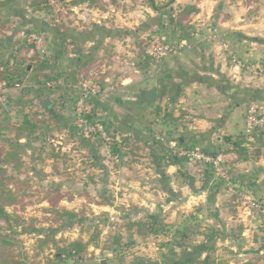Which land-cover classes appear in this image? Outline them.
<instances>
[{
    "label": "crops",
    "instance_id": "obj_1",
    "mask_svg": "<svg viewBox=\"0 0 264 264\" xmlns=\"http://www.w3.org/2000/svg\"><path fill=\"white\" fill-rule=\"evenodd\" d=\"M2 1L0 10L11 16V20L1 21H10L7 27L12 28L4 33L0 30V62L14 58L10 47L23 41L31 31L24 18L32 19L28 15L30 0L26 10H23L24 17L11 11L16 9V6L9 4L14 0ZM156 1L171 2V5L165 11L144 7L147 16L151 15L149 18L162 22L161 27L153 26L155 30L149 29L151 31L145 32L146 35L155 39V43L161 38L169 44V36L181 44L186 43L183 53L172 54L162 63L155 61L151 46L144 44L145 36L142 37V34L137 38L101 37L96 27L112 29L107 23L111 16L109 13L99 14L98 10L86 6V14H79V20L69 28L79 33H92L91 40L80 42L84 54H91L92 57L101 55L114 62L109 67L112 72H103L105 76L99 81L102 93L93 97L87 105L91 118L106 124L118 138L127 139L138 147L146 146L148 138L145 136L151 133L153 139L156 138L149 154L151 162L136 157L142 153L141 150L132 153L121 151V156L112 155L110 145L99 142L95 135L85 136L82 144L77 141L81 121L76 114L73 98L80 94V85L64 80L72 70L74 61L63 53L58 56L52 70H56L57 75L63 74L59 82L64 84L65 81L66 85L56 91L54 107L47 112L55 111L64 118V124L69 123L68 127H62L55 121L58 126L54 127L52 133L61 141L55 146L59 154L67 150V142L72 143L73 151L70 152L74 162L65 166L68 174L61 172L60 164H54L51 175V166L41 155L34 164L26 161L25 156L38 150L24 144L28 184L60 188L73 203L85 192L90 202L96 204L93 206L104 209L112 219L116 218L113 213L119 214L118 219L125 222L139 221L149 215L161 217L166 224L164 235L169 238L166 247L189 251L190 247L211 242V250L204 252L200 259L207 260V264H264V225L260 215L251 211L248 201L253 199L264 203V145L256 142V139H251L254 140L252 142L248 139L246 142L250 150L259 147L261 153L259 156L251 154L248 161H241L232 151L231 143L225 140L226 137L234 140L244 132V114L248 104H236V96L223 91L216 83L194 81L186 84L180 77L183 72H188L190 76L210 77L218 83L223 76L229 85L259 89L258 85L264 84V0ZM189 6L197 11L184 22L188 33H191L190 40H187L185 34L173 26V22L177 14ZM135 10L140 17L141 12ZM95 16H100L101 20L95 19ZM142 19L132 25H139ZM79 24L83 26L78 27ZM52 38L48 34L47 41H54L55 45L56 39ZM71 42V38L63 40L61 47L65 50V43L68 45ZM48 73L51 74L50 71ZM254 84L256 87L252 88ZM178 86L181 88L177 96L169 93L170 89ZM12 87L0 90L8 91ZM154 87L158 89L157 101L149 103L145 94ZM7 93L16 95L15 103L11 102V106L21 103L25 108L21 110L23 118L31 111H42L35 104L36 93L26 98L21 93L17 98L19 92ZM62 95L64 98H61ZM10 101L14 100L11 98ZM69 127L77 129L72 132ZM156 141H166V154L163 153V146L158 147ZM190 149L223 155L225 161L222 169L227 179L212 166L208 165L207 170L198 165L200 162L191 160L186 155ZM170 155L174 159H169ZM79 156L85 162H78ZM131 157L141 161L129 160ZM235 176L238 179L234 180ZM63 178L67 179L64 184ZM51 181L52 185L49 184ZM229 184L240 186V189L230 190ZM101 187L109 195L102 192L103 195L98 197L95 191ZM108 198L110 204H104ZM38 202H44L43 196ZM62 202L65 203V200ZM180 216L183 220L178 222ZM121 233L132 237L135 249L139 241L160 236L141 237L135 229L131 233L126 227H122ZM185 233L189 241L181 240ZM177 241L182 242L178 244ZM107 250L111 248L107 247Z\"/></svg>",
    "mask_w": 264,
    "mask_h": 264
},
{
    "label": "rangeland",
    "instance_id": "obj_2",
    "mask_svg": "<svg viewBox=\"0 0 264 264\" xmlns=\"http://www.w3.org/2000/svg\"><path fill=\"white\" fill-rule=\"evenodd\" d=\"M2 2H4V0ZM72 2L73 0L52 1L49 9H46L45 11L42 12H38L30 8V13L28 15L31 18L37 17L44 22H48L52 24H56L55 22L62 23L64 25V26L62 25L63 26L62 28L66 30L67 28H70L73 25V23L79 20L78 19L79 14H86V9L88 7V6L86 7V4H84V5H79L75 8L72 5ZM27 3L28 0H14L13 3L11 2L9 4H11L12 6L13 5L16 6V9L14 10L11 9V11L19 12L22 10L24 11L26 10L25 7L28 5ZM147 3L148 0H101V2H99V5L93 8L95 10H98L99 14L109 13L111 15L109 16V20L107 21V23H109L110 28L112 29L131 28L134 30L136 29L138 30L141 27V25L145 24L149 20V17H151V15L147 16L146 14L147 12L145 10L146 8H144L146 6L148 7ZM159 4L162 3L159 2ZM135 9L141 12L140 17L137 15ZM165 10L167 9H164V11ZM116 14H118V16L120 17L118 16L116 17ZM95 17H96L95 19L98 18V20H101L100 16H95ZM142 17L144 19H142ZM9 18H11V16H9L5 11L0 10V24L3 23V22L1 23L2 19L11 20ZM139 19L140 20L142 19L141 21L142 23H140L137 26H133L132 25L133 22H138ZM123 20H126V22L123 23L122 22ZM9 22L10 21L4 22L6 23L5 24L6 27ZM82 26L83 24H79L78 27H82ZM27 28L29 30L34 29L33 25L30 24H28ZM10 29L8 28V30ZM85 30L86 29H84V31ZM151 30H155V29L152 28ZM35 36H37V34H33L32 42H35L34 41ZM143 36H145L143 42H145L144 44H147L146 46L148 47L151 46L150 49L152 51V54L154 49L153 45H157L158 43H164V41H162L161 38H158L155 43V39H152L151 37L147 36L146 33L145 34L143 33L142 37ZM44 38L45 37L43 36L42 39L44 40ZM167 40L169 41V46L174 48L175 50L174 52L175 54L173 53V55L184 52L186 45L179 43L176 38L174 39V37L172 38L169 36V39ZM23 42L24 39L18 44H13V46H11L10 49H13L14 52L13 54H15L14 58L9 60L4 59L3 60L4 62L1 61L0 64L3 63V64H8L9 66H14V64L17 62L18 58L20 57L31 60V58L36 56L38 53L40 55L51 54L49 53L48 49L52 51L54 48L52 42L49 43L48 41L45 42L44 40L42 44L35 43L36 44L35 48L27 50L22 48ZM183 46L185 48H183ZM19 49H21V52L18 57L16 54L17 51H19ZM105 50H107V48ZM152 56L156 62L162 63L165 61V58L158 59L154 57V55ZM92 61L93 62L88 67L89 69L86 70L85 75L87 76L88 81H92L95 84H98L100 78L105 76L103 72L106 73L112 72L109 69V67L113 65L111 63L113 61L101 55L92 57ZM55 63L56 62L53 61L52 59L49 60V64H52L53 67L57 64ZM24 68H26V66ZM36 68H38L36 67V65H33V67L31 68L29 67V69L26 71L28 74L25 75V78L22 80L23 81L22 83L19 84L18 82H14L15 85L19 84L21 87H16L15 85H12L14 87H12L11 90H9V88L8 91L0 90V113H1L0 120L11 121L15 126L22 124L24 118L21 110L25 108L21 103L14 104L13 106H11V102L15 103L16 95H12V93H7V92H12V91L14 93L19 92L17 95L18 98L20 94V90L24 86H33V87L37 86L36 79L33 76V74H35L34 71L36 70ZM50 72L51 74L50 73L49 74L52 77L56 76L58 73V72L56 73V70H52ZM7 86H9V84L6 81L0 82V88H7ZM255 87H256L255 84L252 85V88ZM258 87L259 89H264V84H260L258 85ZM7 94H10V96ZM52 97H54V95H52ZM11 98L14 101H10ZM4 99L7 101L5 102ZM24 102L26 103L27 99H25ZM258 104L263 105L264 107V103H258ZM246 109L248 108L246 107ZM43 110L47 111L48 109L45 107ZM245 112H247V110ZM244 116H246V113L244 114ZM40 120L42 119H39V121ZM50 124L51 126L55 125L54 121H52ZM51 126H48L47 123L44 122L42 123V121L38 122L36 129L37 131L35 132L36 135L33 136V138L34 137L37 139L39 138V140H36L37 142L35 140H31L32 137H30L29 139L26 138L20 139L21 142L27 145L29 148L31 146L32 148H37L38 150L37 153L34 152L33 150L31 151V154L25 156L27 157L26 161L34 164L36 160H39L38 156L41 155L45 159L44 161L45 162L47 161L49 166H51L50 167L51 175L53 173L52 168L54 164H60L58 167L60 168V166H62L61 172L65 174L64 173L65 171L66 174H68L69 172L67 171L65 166L74 162V158L71 156L72 153L70 152L73 151V149H71L72 143L67 142L68 143L66 144L67 150L65 151L62 150L60 151V154L57 155V147L55 146L57 145V142L60 140L57 139V137L54 135V133H52V131L49 130L52 134L47 131L48 130L47 128H50ZM95 136L97 137V140L99 142H103V141L105 142V140L101 139V137H99L97 134H95ZM145 138L146 139L148 138L147 139L148 142L145 144L146 145L145 147H137L139 149L136 151L141 150L142 153L136 155V157H139V159L144 158L147 160L144 162L148 163V161L151 162V159L149 160L150 158L149 154L151 153L150 150L154 146L153 142L156 140V138L153 139L151 133H148L147 137L145 136ZM258 138H262L263 139L262 141L264 142L263 134H260L256 138V142L257 141L259 142L260 139ZM14 139H15L14 134H7L5 138L0 137V146H4L5 144L10 143V141ZM83 139H85V136H81V134H78L77 141L81 142L82 144ZM162 142H163L162 146L164 148L163 153L166 154L165 148L167 144L166 141H162ZM34 143L35 145H32ZM133 155L135 156V154ZM131 158L129 160L141 161L139 159L136 160L134 158L132 159ZM78 159H79L78 162L81 163L85 162L84 160H82L81 156H79ZM7 171L9 172L8 174L16 175V173L11 171L10 169H8ZM25 176L26 173L20 175L18 178L24 179ZM233 179L235 180L238 178H236L235 176L233 177ZM14 180H16V182H10L11 185L9 188L18 195L19 201L14 205V207L6 208V212L9 214L8 219H4L3 217H0V264H5V262L6 261L8 262L9 260H11L12 263L14 262V264H138L139 262L142 261L146 263L150 262L152 264L153 263L170 264L171 261L178 260L179 258H181L183 252L185 251L183 249L175 250L173 248L170 249L169 247H166L165 246L167 242L166 240L169 238H167V235H164V232H161L160 235L161 237L159 236L157 237V239L151 238L148 240L139 241V246H137L136 249L133 247H127V244L132 242L131 241L132 237L129 236L128 234L124 235V241H122L121 245H118L117 243H115V238L119 236L118 235L119 233L121 234L122 227H124L126 221V220H122V221L119 220L118 219V217H120L119 214L113 213L114 216H116V218L112 219L108 212L103 211L104 209L102 210L96 208V206H93L96 204L90 202V198L85 194H81L82 196H79L78 200L76 201L74 200L75 201L74 203L69 200H65V203L61 202L60 205L56 207V210L52 211V209L50 208L51 205L48 204L47 202L45 201L38 202V199L41 198V195H37L36 197H34L33 195H29V193L32 194L33 192L41 191V187L43 186L38 187L37 185L36 186L32 185L33 187L30 186L31 188L24 189L21 188L20 184H17V180H19L20 182V179H17V176L16 179ZM62 180H63L62 181L63 184L67 182L66 178H63ZM49 184L52 185V181ZM102 192H105L107 195H109L107 190L102 187L99 190L95 191V194L98 197H100L103 195ZM22 194H24V197L22 196ZM26 194L28 195L26 196ZM243 200L247 202L245 199ZM65 210L71 211L73 214L76 213V217L71 218L68 215L65 216L64 213ZM61 211L63 212L58 214ZM59 215L61 216L59 217ZM182 220L183 219L180 216L178 218V222H181ZM192 226L194 225L192 224ZM194 229L196 231L198 230L196 227H194ZM75 241H82L88 246L84 254L70 259L66 257L64 253H61V250L63 248H66L70 243ZM177 242L179 244L182 241H177ZM192 242L193 240H191L190 243L193 244ZM161 245L164 247H160ZM108 246L111 247V250H107ZM139 249L141 250L140 252L138 251ZM193 251H194V247H190L189 252H193ZM7 257L8 258L13 257L14 259L7 260Z\"/></svg>",
    "mask_w": 264,
    "mask_h": 264
},
{
    "label": "trees",
    "instance_id": "obj_3",
    "mask_svg": "<svg viewBox=\"0 0 264 264\" xmlns=\"http://www.w3.org/2000/svg\"><path fill=\"white\" fill-rule=\"evenodd\" d=\"M52 1H57V0H30L29 7L34 9L35 11L42 12V11H45L46 9H49ZM99 2H101V0H73L72 5L74 7H77L79 5L86 4V6H88L89 8H93V7L98 6ZM147 5L148 7H151L154 11H159V10L164 11V9H169L171 2H164L162 4H159L156 0H148ZM196 11L197 10L195 7H191V6L186 7L177 14L175 22H173L175 23L173 26L181 30V32L185 34V39L187 40H190L189 37L191 33H188V29L185 28L184 22L187 21L190 15H192ZM13 13L14 15H20V16L22 15V17H24L23 10L19 12L14 11ZM24 20L26 24L33 25L34 29L31 30L27 34V36L24 38L22 48L29 50V49L36 47L35 42H32L33 34H37L42 37L44 36L45 42L47 41V38H46L47 35L48 34L52 35L53 36L52 40L56 39L55 45H54V41H52L54 48L52 51L48 49L49 53L51 54L40 55L38 53L36 56L31 58V60L20 57L18 58L14 66H9L7 64L1 63L0 64V82L6 81L9 84V86L15 85L14 82H18L20 84L23 82L22 80L25 78V75L28 74L26 71L29 69V67L31 68L33 67V65H36V67L38 68H36V70L34 71L35 74H33V76L36 79L37 86L35 87L37 88L33 86H24L20 90V93L25 98L36 93V101H37L39 98L45 97V96L50 97L53 100L52 95H54L56 91L63 88V86L66 85V82L67 83L74 82L81 86L84 82L88 81L87 76L85 75V72L87 69H89L88 67L93 62L92 55L84 54L83 49L80 46V42L91 40L93 38L92 33H89V34H86L85 32L79 33L75 30H70L69 28L68 30H65L62 28L64 26L62 23L55 22L56 24H52V23L44 22L40 20L39 18H32V19L24 18ZM2 22L3 21H1V23ZM169 22L171 23V20ZM5 24L6 23L4 22L0 24V30L3 32L8 30ZM161 25H162V22H160L159 19L149 18V20L136 31H133L129 28H123V29H106L104 27H101V28L96 27V28L98 29V31L101 32L100 33L101 37L132 36V37L137 38L140 34H143L149 31V29H151L153 26L161 27ZM61 31H65V33L62 34ZM70 38L73 40V42H71V44H68V45L65 43L67 49L65 48L64 50L61 47L62 41L63 40L68 41V39ZM0 46H1V43H0ZM70 46H73L72 50H69ZM59 47L61 48L55 51V49ZM66 50H68V52ZM20 52H21V49L17 51L16 55L18 57H19ZM63 53L65 54L68 53L73 58L74 63L71 66L72 70H70L68 74H66L67 76L64 79L66 82L64 81V84H60L59 79L62 77L63 74L52 77L47 72L52 71V68H53V65L49 64V60L52 59L53 61L56 62L58 59V56ZM25 66L26 68H24ZM262 72L264 73V69H262ZM180 77L181 79L185 81L186 84L192 83L194 81H199V82L207 81L210 83H216L219 87H221L223 91L231 93L236 96L235 97L236 104L247 103L248 104L247 108L250 105L254 104L262 112H264L263 105L258 104V103H264V89L263 90L247 89V88L242 89L240 87H236L231 84L229 85L227 79L223 76H221V80L218 83L217 81H213L210 77L207 79L206 77H200L196 75L190 76L188 72H183V75H180ZM97 85L100 86L99 82ZM180 88L181 86H178L177 88H172L170 89L169 93H173L174 96H177ZM81 95H82V91L80 89V94L75 95L73 98L74 105H76V102L81 97ZM93 97H96V96H93ZM93 97H90L87 100V105ZM61 98H64V95H62ZM87 105H86V110L84 112V118L89 124L101 123L105 126L112 140L111 146H110L111 153H113L112 155H120L121 151L133 152L137 150L138 146H136L135 143L131 144V142L127 139L118 138V136L114 134L113 130L108 128L106 124L102 123L101 121H95L93 118H91L92 115L88 111ZM53 107H54V104L51 106H47L46 108L49 110H52ZM41 109L42 111L37 110V111L32 112V114L25 116L22 124L18 126H15L11 121L0 120V137L5 138L7 134H14V137H15V139L11 140L10 143L5 144L4 146H0V217H3L4 219L9 218V214L6 212V208L14 207V205L19 201L18 195L12 190H10L9 188L11 185L10 182H16V180L14 179H16V176H17V179H20V182L19 180H17V184H20L21 188H24V189L31 188L30 185L28 184L30 181L26 173V162L24 161V156L26 155V147L21 142L20 139L21 138L29 139L30 137H32L31 140L36 141L37 138L35 137L33 138V136H35V132L37 131L36 130L37 125H38V122L40 121H42V123L43 122L47 123L48 126H51L50 123L54 121L55 125L51 126L50 128H47L48 132L52 131L55 126H58L57 123L62 127L69 126V123L64 124V118L57 112L53 111L52 113H49L43 110L44 108H41ZM39 119H42V120L39 121ZM69 128H70L69 130H72V132L76 131L77 129V127L75 128L69 127ZM79 129H80L79 131L81 132L80 133L81 136H89L86 132L83 131V126L81 124L79 125ZM260 134L264 135V131L256 132L252 136L251 139H256ZM248 139H249V142L254 141V140H251L249 137H247L245 135V132L237 136V138L234 139L235 141L232 140L230 137L225 138V140L228 143H231L232 151L238 155V159L241 161H248L251 154H254L255 156H259L261 153V149L259 147L254 148V150L252 151L250 150L249 148L250 146H248L246 142ZM258 139H260L259 142L264 145V142L262 141L263 139L262 138H258ZM156 142L159 147L162 146V142H159V141H156ZM191 150L192 149H190L189 152H191ZM199 151H201L202 153L208 156H213V157L218 156V153L216 152H210L208 150H199ZM58 154L59 152L57 150V155ZM169 159H174V157L170 155ZM174 162L176 163V161ZM198 165H201L204 168L208 167V165L204 163H200ZM8 169L15 172L16 175L8 174L9 173L7 171ZM24 173H26V176L24 179L18 178L20 175H23ZM42 192H43V195H42ZM36 194L43 196L44 201L51 205L50 208L52 209V211H55L56 207H58L62 201L64 200L71 201V198L70 196H68L67 193H63L60 188H55L53 186L41 187V191L33 192L32 194L29 193V195H33L34 197L37 196ZM81 194H85V192ZM27 195L28 194H26V196ZM22 196L24 197V194H22ZM103 203L107 205L110 204V199L109 198L105 199ZM62 212L63 211L59 212L58 214ZM70 212L71 211L65 210L64 212L65 216L68 215L71 218H75L76 213L73 214L72 212L71 213ZM60 216L61 215H59V217ZM124 227H126V230L130 231L131 233H133V229H135L137 234L140 235L141 237H146V236L148 237L149 235H154V236L161 235V232H165L166 224L164 223V220L161 217L149 215L145 219H142L139 221L125 222ZM118 235L119 236L115 238V243H117L118 245H121L122 241H124V234L119 233ZM184 235L186 236L183 237L181 240L183 239L185 241L188 240L189 238L187 237V234L185 233ZM133 245H134V242L132 241L131 243L127 244V247H133ZM87 246L88 245L83 243L82 241H75V242L70 243L66 248H63L61 250V253H64V255H66V257L70 259L75 258L77 256L84 254ZM211 248H212L211 242L207 244L195 246L193 252L184 251L181 258H179L178 260L171 261L170 264H173V263L207 264V260L201 261L200 259L203 253L206 251H210ZM8 259L13 260L14 258L7 257V260ZM5 264H14V262L12 263L11 260H9L8 262L6 261ZM138 264H152V263L150 262L146 263L142 261V262H139Z\"/></svg>",
    "mask_w": 264,
    "mask_h": 264
},
{
    "label": "built area",
    "instance_id": "obj_4",
    "mask_svg": "<svg viewBox=\"0 0 264 264\" xmlns=\"http://www.w3.org/2000/svg\"><path fill=\"white\" fill-rule=\"evenodd\" d=\"M34 41L36 44H42V42H44L42 36L39 35L34 37ZM182 44L185 45L186 43L182 42ZM71 47L73 48V46ZM153 48L152 55L158 59H164L175 52L174 48L170 47L168 43H158L157 45H153ZM15 86L21 87L19 84H16ZM80 89L82 91V95L76 102L75 111L81 121L80 124L84 127V132H86L89 136L97 134L99 137H101V139L105 140V142L111 146L112 140L105 126L101 123L89 124L84 118L87 100L90 97L100 95L102 93L100 87L92 81H87L80 86ZM259 131H264V112H262L256 105L253 104L248 107L246 112L244 132L245 135L251 139L252 136ZM186 155L189 156V158L194 162H200L212 166L218 174L224 176L222 164L225 161V157L223 155L218 157L208 156L199 150L188 152ZM224 178L227 179L225 176ZM228 187L230 190L240 189V186L234 184H229ZM245 193L247 196L249 195L248 192ZM247 196L246 198L248 199ZM248 201L251 211L260 215L261 221L264 225V203L253 199H248Z\"/></svg>",
    "mask_w": 264,
    "mask_h": 264
},
{
    "label": "water",
    "instance_id": "obj_5",
    "mask_svg": "<svg viewBox=\"0 0 264 264\" xmlns=\"http://www.w3.org/2000/svg\"><path fill=\"white\" fill-rule=\"evenodd\" d=\"M158 97V89L156 87L147 91L145 94V99L149 103H155ZM35 104L40 108H45L47 106H51L54 104V101L50 97H41L39 98Z\"/></svg>",
    "mask_w": 264,
    "mask_h": 264
}]
</instances>
